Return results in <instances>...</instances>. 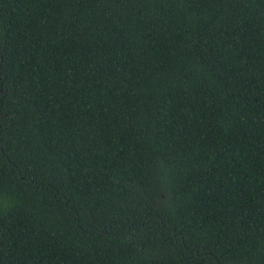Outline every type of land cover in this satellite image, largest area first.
<instances>
[{
	"label": "trees",
	"instance_id": "16d2710c",
	"mask_svg": "<svg viewBox=\"0 0 264 264\" xmlns=\"http://www.w3.org/2000/svg\"><path fill=\"white\" fill-rule=\"evenodd\" d=\"M0 264H264V0H0Z\"/></svg>",
	"mask_w": 264,
	"mask_h": 264
}]
</instances>
